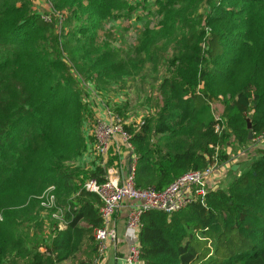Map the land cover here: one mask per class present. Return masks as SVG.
I'll use <instances>...</instances> for the list:
<instances>
[{"label": "trees", "instance_id": "trees-1", "mask_svg": "<svg viewBox=\"0 0 264 264\" xmlns=\"http://www.w3.org/2000/svg\"><path fill=\"white\" fill-rule=\"evenodd\" d=\"M150 1L159 27L144 22L123 52L96 31L122 8L130 18L131 2L48 0L46 20L31 0H0V264H96L99 198L81 184L86 174L104 180L105 169L69 162L91 144L87 120L102 100L72 69L94 88L116 82L142 65L152 43L148 59L162 74L154 113L131 131L138 187L163 189L189 169L222 162L228 145L247 150L249 114L253 137L264 132V0ZM213 100L222 104L217 118ZM253 150L204 200L144 209L138 264H264V147ZM52 183L65 226L50 222L45 244L43 230L31 228L32 195Z\"/></svg>", "mask_w": 264, "mask_h": 264}, {"label": "built area", "instance_id": "built-area-1", "mask_svg": "<svg viewBox=\"0 0 264 264\" xmlns=\"http://www.w3.org/2000/svg\"><path fill=\"white\" fill-rule=\"evenodd\" d=\"M42 17L46 20L51 19L49 14H43ZM97 99L99 100V96ZM215 128L216 130L221 129L219 123L215 124ZM88 130L91 136L90 150L102 158L100 164L106 167L104 180L99 181L95 177H88L82 185L85 189L94 192L99 198L98 213L101 224L95 227L93 231L96 264L104 258L108 246L118 239V231L113 223V218L125 203H131L126 215V225L137 234V239L129 243L124 262L126 264H138L140 262L138 231L141 226L142 211L146 208H155L171 212L187 205L192 200H204L207 191L216 188L212 184V176L219 174L220 169L228 161L227 159L218 162L216 159L204 168L189 169L174 178L163 189L153 186L138 187L134 180L137 154L132 149L131 132L124 126L120 118L110 111L107 118L97 116L96 121L94 120ZM116 138L121 139L125 147L130 150L129 170L123 177L118 174V170L113 165L105 166L111 145ZM263 138L264 132L254 136L252 142L254 145H259ZM38 198L42 206L48 208L55 206V197L51 188L38 195Z\"/></svg>", "mask_w": 264, "mask_h": 264}, {"label": "rangeland", "instance_id": "rangeland-1", "mask_svg": "<svg viewBox=\"0 0 264 264\" xmlns=\"http://www.w3.org/2000/svg\"><path fill=\"white\" fill-rule=\"evenodd\" d=\"M44 1L47 2V4L49 5L48 0H44ZM125 1L131 2L132 5H136L131 12L130 18L125 16L127 12L125 11V8H122L121 15H115L109 17L107 21L104 23L105 29H98L96 31V37H98L97 40L102 42L104 39H108L110 46H117L120 49H122L123 52H126V50L129 49V47H131L133 43H135L136 41L138 42L139 36L141 34V26H143L144 22H148L149 26L154 24L158 28L159 27L158 20L161 18L160 15L153 14V10L147 12V8L149 7H151L152 9L155 8L150 0L149 1L125 0ZM31 2L34 8H35L34 4H39L38 3L39 0H31ZM39 11L42 15L51 13L50 9L48 8L45 9L44 7H42V9H40ZM57 31H59V25H57ZM151 45L152 43L148 46V48L143 47L142 51L144 52L145 55H143L141 60L137 62V64H142L139 68H133V72L131 74L130 72L128 73V71L127 73L126 71H124L125 74H121L120 75L121 78L116 80V82L115 81L113 82L111 79L110 81H107L103 86L99 85V86H95L96 88H94L91 80H89L88 78L84 79L82 77H79L78 73L74 69H72V72L74 75L77 76L80 85L82 87L83 85H85L87 91H92L93 93L91 94V96L95 97L97 95L99 96V100H102L101 102H99V105L101 106H98L97 103H94L93 105L96 107H100L101 109L103 108L109 109L113 115L118 116L120 118L121 122L124 124L125 127L129 129L130 132L137 130L139 126L143 123L145 118H147L148 116L154 113V109H155L152 99L153 94L156 92V90L154 89V84L157 82V79L160 78L162 71L159 69L160 66L157 67V64L154 65L156 63L155 59L154 60L150 58L148 59L147 53L149 52V48ZM170 54L171 53H169V55ZM153 67L155 68L154 70H152ZM214 103L216 102L214 101L212 106V110L214 111L213 116L214 118H217L220 115L219 114L220 110L218 109V105H214ZM92 111L93 113L91 114L89 113L90 117L87 120L88 128L90 127L92 121L93 120L96 121L97 118V115L94 113L93 109ZM88 137L90 139V135H88ZM230 138L232 139V136H230ZM232 147L233 146L231 145L230 150L234 151ZM238 147L239 146L235 145V148ZM132 149L134 152H136L134 145ZM223 150L226 151L225 148ZM109 156L112 158L111 160L110 158L107 159L105 166L109 165L108 163H111L112 159L116 158V155H109ZM99 158H100L99 161L101 162L102 158L101 157ZM74 164L79 165L81 163H78V161L69 162V165L73 167L76 166ZM246 164L247 161L241 162L240 169L244 168ZM110 165H113V167L116 168L117 164L115 165L110 164ZM105 168L106 167H103V169ZM238 170L239 169H237V171ZM228 174H225L223 179H222L223 175L220 174V178L218 180L219 182L217 183L219 187L220 186L224 187L228 183V180H226ZM88 177L90 176H88L87 174L84 177H82L81 185H83V182ZM48 188H51L52 192L54 193L55 208L54 207L48 208L42 206L39 201L38 206L36 208L37 211L36 213L34 212L36 219H33L31 223V228L34 224L37 230H43L42 236H46L47 230L49 229V226H51L49 225L50 222L54 221L56 222V224H58V222L62 220L63 212H64L63 206L61 207L59 203H57L58 197L55 192L56 187L54 183L48 184L45 188H43V190L39 193V195L46 192ZM37 198L38 195H32V199H37ZM38 200L40 199L38 198ZM18 206L20 205H16L14 206V208H17ZM1 218H2V208H0V219ZM39 225L40 227H38ZM28 238L29 240H31L30 237Z\"/></svg>", "mask_w": 264, "mask_h": 264}, {"label": "crops", "instance_id": "crops-1", "mask_svg": "<svg viewBox=\"0 0 264 264\" xmlns=\"http://www.w3.org/2000/svg\"><path fill=\"white\" fill-rule=\"evenodd\" d=\"M38 3L39 4H34L35 8L38 11L40 9H42V7H44L45 9H47V8L50 9V6L44 0H39ZM214 101L216 102V103H214V105H218V109L221 110L222 104L218 100H213L211 102V107L213 106ZM97 104H98V106H101V105H99V102H97ZM93 108H94L93 109L94 113L97 116L102 117V118H106L108 116V113H110L109 109H105V108L101 109L100 107H96L94 105H93ZM259 144L260 145L256 146V145H254V143L252 141H250L248 143L247 150L246 149H237V150L234 149V151H231L230 150L231 147L228 145L227 149H226V150H228L227 153L229 155L227 158L228 161L220 169L219 174H215L212 176L213 186H216V187L219 186L217 183L219 182L218 180L220 178V174L223 175L222 176V179H223L225 174L229 173L230 169H232L233 171H237V169H240V163L241 162L247 161V163H248L249 156L254 154L253 149L257 148L258 146L264 147V138L261 141V143H259ZM90 145L88 144L86 149L81 154V156L77 158L78 162H81V163L83 162L84 167L88 168V169H91L94 165L100 164V161H99L100 158L90 150ZM109 155H116V158L112 159V162L108 163V164L109 165L110 164H114V165L117 164L116 169L118 167V169H117L118 174L121 177H123L125 175V173L128 172V170H129L128 159L130 156V150H128L125 147V144L121 139L116 138L115 142L112 143V145H111ZM108 158H110V160H111L112 157L108 156ZM211 189H213V188H211ZM130 206H131V203H129V202L125 203V205H123L114 215L113 223L116 226L117 231H118V239L116 240L115 243L110 244L108 246V248L106 249L104 258L100 262H98L97 264H126L124 262V256L128 250V245L131 241L137 239V234L134 231H132L130 228H128L126 225V215H127L128 210L130 209ZM64 226H65V220L63 218L62 220H60L58 222L57 227L63 228ZM53 234L54 233L52 231L47 230L46 236H43V241L45 244H50L52 237H53ZM39 249L42 250V247L40 246ZM69 260H70V258L65 259L60 264H67L69 262Z\"/></svg>", "mask_w": 264, "mask_h": 264}, {"label": "water", "instance_id": "water-1", "mask_svg": "<svg viewBox=\"0 0 264 264\" xmlns=\"http://www.w3.org/2000/svg\"><path fill=\"white\" fill-rule=\"evenodd\" d=\"M247 121V128H248V138H252V129H251V121H250V114L246 117Z\"/></svg>", "mask_w": 264, "mask_h": 264}]
</instances>
